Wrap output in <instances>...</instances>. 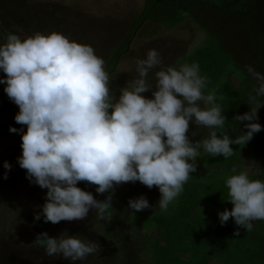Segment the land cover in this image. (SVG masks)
I'll use <instances>...</instances> for the list:
<instances>
[{"label":"clouds","instance_id":"clouds-1","mask_svg":"<svg viewBox=\"0 0 264 264\" xmlns=\"http://www.w3.org/2000/svg\"><path fill=\"white\" fill-rule=\"evenodd\" d=\"M247 71L258 86L249 96L250 111L232 119L246 131L231 138L216 131L228 119L215 92L206 94L208 79L199 64L165 67L160 52L150 49L136 60L135 75L117 95L111 87L114 77L91 44L58 31L23 38L8 34L0 44V73L5 74L0 84L19 108L15 121L21 128L10 127L21 134L17 163L30 183L47 190L35 222L85 220L90 211L96 220L110 222L115 191L129 182L157 187L161 196L155 205L145 195L130 198L126 212H168L190 174L197 172L202 152L227 159L234 154L232 145H246L264 130L258 116L264 106L259 100L264 97V74L251 65ZM149 91L150 98L144 95ZM202 128L208 135L194 141L196 129ZM3 167L7 179L13 165L6 160ZM81 182L95 186L105 198L97 199ZM226 186L224 200L233 207L218 214L221 225L232 218L239 226L235 235L240 228L252 231L254 221H264V181L240 172ZM82 236L67 229L58 236L44 231L34 241L47 256L77 264L98 251L97 242Z\"/></svg>","mask_w":264,"mask_h":264},{"label":"trees","instance_id":"trees-1","mask_svg":"<svg viewBox=\"0 0 264 264\" xmlns=\"http://www.w3.org/2000/svg\"><path fill=\"white\" fill-rule=\"evenodd\" d=\"M143 1L124 40L105 63V70L110 74L117 70L120 57L145 23L170 31L191 20L204 32L205 40L177 65L199 64L201 75L208 79L206 94L215 92L228 119L216 131L231 138L241 135L246 131L244 125L232 119L250 111L249 96L258 86L247 67L251 65L264 74V0ZM259 100L264 102V97ZM258 116L264 125V106ZM232 147L234 154L227 159L202 152L197 158V172L190 174L168 212L146 209L131 213V230L148 264H264V221H254L250 232L240 228L237 236L239 226L234 219L221 225L218 215L233 207L224 200L228 199L226 180L230 176L247 172L250 179L264 181V130L246 145ZM104 198L100 194L99 199ZM35 224L40 229L51 226L43 219Z\"/></svg>","mask_w":264,"mask_h":264},{"label":"rangeland","instance_id":"rangeland-1","mask_svg":"<svg viewBox=\"0 0 264 264\" xmlns=\"http://www.w3.org/2000/svg\"><path fill=\"white\" fill-rule=\"evenodd\" d=\"M143 4V0H0V44L6 42L10 33L23 38L37 32L58 31L71 39L91 44L106 63L124 40L131 21ZM204 40V32L191 20L170 31L158 24L145 23L128 51L120 57L117 70L111 73L114 77L112 89L119 95V88L135 75L136 60L144 58L148 50H158L165 67L179 68L180 59ZM4 75L0 73V77ZM150 81L155 83L151 77ZM4 88L5 85L0 84V264H70L60 256H47L44 247L34 241L38 233L47 231L50 236H58L66 229L70 234H82V238L88 237L98 245L95 254L77 264H148L134 239L131 213L125 209L130 198L140 195H145L150 204L155 205L161 196L157 187L149 189L140 182L117 187L110 222L96 220L95 213L90 211L85 220L51 223L47 229H40L35 224L33 216L45 203L47 190L30 183L26 170L17 163L22 154L21 134L10 132V127L21 128L15 121L19 108L8 98ZM144 95L150 98L152 93L149 91ZM193 127L190 125L189 134ZM196 131L198 135L192 138L194 141L206 137L209 132L203 128ZM6 160L13 167L4 179ZM249 169L254 168L250 166ZM79 186L99 199L95 186L89 187L84 182ZM147 210L154 212L152 208Z\"/></svg>","mask_w":264,"mask_h":264},{"label":"crops","instance_id":"crops-1","mask_svg":"<svg viewBox=\"0 0 264 264\" xmlns=\"http://www.w3.org/2000/svg\"><path fill=\"white\" fill-rule=\"evenodd\" d=\"M152 24H154V23H152Z\"/></svg>","mask_w":264,"mask_h":264}]
</instances>
